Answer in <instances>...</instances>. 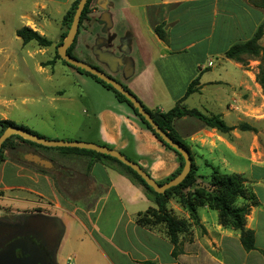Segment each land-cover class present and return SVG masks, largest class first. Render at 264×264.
I'll list each match as a JSON object with an SVG mask.
<instances>
[{
	"label": "crops",
	"instance_id": "0c3cea01",
	"mask_svg": "<svg viewBox=\"0 0 264 264\" xmlns=\"http://www.w3.org/2000/svg\"><path fill=\"white\" fill-rule=\"evenodd\" d=\"M73 1L0 0V12L6 11V27L11 20L15 23L9 30L15 36L18 29L27 27L47 37V31L54 28L58 39L66 31L63 18ZM85 21L97 27L116 26L122 47L117 53L103 51L109 41L97 34L89 45L88 65L112 66L105 74L125 78L123 87L148 110L165 113L181 101L186 109L220 116L233 128L228 140L189 116L172 123L193 160L201 157L199 153L207 154L211 160L222 161L227 173L241 174L252 182L248 189L257 204L250 206L245 228L254 232L255 250L245 251L239 232L220 225L217 212L204 206L198 209L199 225L192 226L189 239L179 237L181 253L172 257L173 246L164 233L135 222L137 215L155 209L140 187L114 164L60 148H34L56 165L52 171L34 166L29 154L26 165L2 161L0 192L9 196L0 197V204L23 207L21 212L40 207L46 210L40 214L60 221L64 232L56 264L68 260L73 264H264V158L251 159L264 153L255 152L257 138L252 141L245 130H239L255 122L253 117L264 118V93L250 65L244 67L224 57L230 47L254 36L264 24V9L251 0H92ZM159 25H163V39L155 33ZM86 29L87 25L83 31ZM259 44L264 48V35ZM72 72L83 75L70 69ZM195 79L196 92L184 98ZM121 103H116V109L106 107L94 114V141L77 139L73 129L60 130L54 139L131 152L156 183H166L179 167L177 156ZM231 159L247 160L244 170H233L226 162ZM244 204L249 203L239 202Z\"/></svg>",
	"mask_w": 264,
	"mask_h": 264
},
{
	"label": "rangeland",
	"instance_id": "374dc122",
	"mask_svg": "<svg viewBox=\"0 0 264 264\" xmlns=\"http://www.w3.org/2000/svg\"><path fill=\"white\" fill-rule=\"evenodd\" d=\"M14 25L15 23L11 20L10 26L6 27V11L0 12V121H10L16 126L24 127L47 140L61 141L60 139H54L58 138L55 135L62 129H73L77 139L87 138L94 141L93 138L97 137L95 133H91L97 125L94 114L106 107L116 109V103L119 101L113 92H105L101 88L103 87L102 85L88 76L70 73L72 68L64 65L57 58L56 49L58 44L62 42L61 36L63 34L57 39L53 35L56 30L54 28L49 29L47 37H44L54 41H51L52 44L48 48H41L33 41L23 45L21 40L9 31ZM86 25L87 31L85 33L83 29ZM91 25L94 26L93 23H88V21L82 24V32L80 29L71 50L73 57L82 62L85 61L84 63L87 62L86 64L90 63L86 59L91 57L90 46L93 44V37H96L97 34L99 38H105L109 41V44L102 48L103 51L117 53L122 48L118 44L120 40L116 26L106 28L105 24H100L99 27L94 26L95 28H93ZM98 39L97 41L101 40ZM97 41L95 40L94 42ZM247 64L253 68L256 75L259 61L249 60ZM94 65H97L104 73L109 74L108 70L100 63L96 64L95 62ZM110 76L124 86L126 79L122 78L121 75ZM113 99H115L116 103ZM123 105V109L124 107L125 109H130L127 104L124 103ZM253 118L255 122L252 121L246 125L248 129L245 130L247 132L245 135H247L246 137L249 136L252 141L257 138L259 146H255V152L262 151L264 153V118ZM76 128L78 131H76ZM10 144L12 146H20V150L13 155V158L17 159V161L11 159L12 156L7 154L8 150H5L2 153L3 160H0V164L6 160L20 165L22 161L26 160V152L35 148L34 145L24 143L14 137H10ZM122 153L127 159L139 166L138 157H135L131 152L124 151ZM199 156L201 157L197 156L192 160L194 165H197L198 175L200 176L197 178V186L210 193L212 191L210 187L211 180L207 177L212 174L213 167L220 168L221 172H226V170L222 167V161L211 160V157L203 153H199ZM263 158L264 156L252 155L251 159L252 162H256V160L259 161ZM246 161L231 159L226 162L233 170H244ZM23 164L26 165V163ZM139 167L143 171L145 170L141 166ZM144 172L146 173L147 171L145 170ZM147 174L150 176L148 172ZM245 180L246 183L242 184V197L244 198L248 197V191H250L248 187L252 183L246 178ZM245 187L247 188L244 189ZM195 190H183L182 195L192 194ZM6 196L8 197L9 193L0 192V197ZM30 199L36 200L33 197H30ZM180 199L181 195L171 192L166 204V211L173 219L187 226V230L182 236L183 239H189L188 223H192V221H190L189 214ZM36 201L38 202L39 200ZM0 208L3 209H0V218L6 216V219H11L13 215L24 210L23 207L9 206L8 202H6L5 208L0 204ZM34 209L35 206L31 207L30 210L25 209V211L33 212ZM41 210L46 211L44 209ZM157 217V213L156 215L150 213L146 219L151 229L164 233L165 226Z\"/></svg>",
	"mask_w": 264,
	"mask_h": 264
},
{
	"label": "trees",
	"instance_id": "16d2710c",
	"mask_svg": "<svg viewBox=\"0 0 264 264\" xmlns=\"http://www.w3.org/2000/svg\"><path fill=\"white\" fill-rule=\"evenodd\" d=\"M251 1L255 6L264 9V0H256V1L251 0ZM78 2L79 0L73 1L70 9L63 18V24L66 27V31L61 36V41L66 36L67 30L71 24L72 17ZM91 2L92 0H88L82 11L79 22V28L82 26L83 22L88 19ZM155 33L160 39H163L164 37L163 25L157 26L155 28ZM263 35H264V24H261L258 27L257 31L255 32L254 36L250 40L244 43L233 45L225 52L224 57L228 60L235 61L236 63H239L244 67L248 65L247 62L249 60L259 61V65L257 68L258 72L255 75V81L260 86L261 90L264 93V48H262L259 44ZM77 36L78 33L72 45L67 50V53L70 56H72L71 50L74 46V43L76 42ZM16 37L21 40L23 45L33 41L41 48H48L52 44L50 40L46 39L43 36H40L38 33L32 31L27 27H22L18 29L16 31ZM60 44L61 42L58 44V46ZM57 58L60 59L59 56ZM62 62L64 63V65L71 67L67 65L64 61ZM71 68L76 70L78 73L90 77L91 79L95 80L98 84L106 88L107 90L113 92L116 99L119 102L127 104L133 110L135 115L139 118L141 123L156 137V139L160 141L163 146L171 150L177 156L179 161V167L176 170V172L166 180V182L174 178L181 171L183 167V159L181 158V156L176 151L171 149L167 144L161 141L160 137L154 133L151 127L147 124V122L137 113V110L134 109L132 105L121 94L113 90L109 85L105 84L98 78L90 75L89 73L73 67ZM197 85H198L197 79L192 81L186 90L184 98L196 92ZM124 89L128 91L126 87H124ZM143 108L151 116V118L158 125V127L162 131H164L168 135V137L172 139L174 143H177L182 147H185L188 151L189 149L187 148V146L178 137V135L173 129L172 123L175 119L182 118L185 116L195 118L199 120L201 123H203L206 128L214 129L219 134L224 136L226 139L228 140L231 139V132L233 131V128L228 127L222 121L220 116L204 115L195 109H191V110L186 109L184 106L181 105V101L178 102L175 105V107H173L171 110L165 113H161L158 111H150L144 106ZM10 126H16V125L7 120L0 121V135L6 128ZM21 128L25 129L24 127ZM247 129L248 127L246 125L239 127V130L241 131ZM31 133L35 134L34 132ZM12 137L24 143H28L34 146H40L31 143L29 141H25L18 136H12ZM11 149H12V144H10V138H8L0 148V160H3L2 158L3 151L11 150ZM60 149L66 151L78 152V153H86L89 154L94 160H99L106 164L107 163L114 164L116 165L117 170L120 174H122L127 179H129L130 182H132L134 185L140 187L143 190L146 198L155 205L156 209H149L146 213L137 215L135 217V222L140 227L151 229L146 217L150 213L152 215H156L157 213L158 214L157 218L165 226L164 229L165 236L173 246V250L171 254L172 257L175 258L178 254L181 253L179 237L184 235V233L187 230V226H185L184 223H180L179 221L173 219L166 211V204L168 202L169 195L171 194V192H176L177 194L181 195V199H180L181 203L183 204L184 208L187 210L190 221H192V223L190 222L188 223L189 233H191V228L193 226L192 224L195 223L194 225H199L198 209L206 206L210 210L217 212L218 222L220 225L226 228H231L239 232V236H240L239 240L245 251L255 250L254 232L250 229H246L245 225H246V217L248 216L250 206H255L257 203L251 191H248V197L246 198L242 197V190H243L242 184L246 183V180L243 175L236 173L221 172L218 167H213L212 174L209 177H207L209 180H211L210 187L212 188V191L210 193H207L206 191H204L203 189L197 186V178H199L200 176L198 175V169L194 165L192 161L193 160L192 156L190 154L192 165H191V171L189 172L187 177L182 181V183H180L176 187H173L165 191V193L163 194H158L154 192L150 187H148L134 171H132L127 166L121 164L120 162L109 156H105L103 154L94 151L84 150V149H76V148H60ZM158 184L162 185L163 183H158ZM188 189H196V190L192 194L182 195V191ZM241 200L248 202L249 204L239 205V202ZM148 264H154V263H148Z\"/></svg>",
	"mask_w": 264,
	"mask_h": 264
},
{
	"label": "water",
	"instance_id": "95a60500",
	"mask_svg": "<svg viewBox=\"0 0 264 264\" xmlns=\"http://www.w3.org/2000/svg\"><path fill=\"white\" fill-rule=\"evenodd\" d=\"M87 2L88 0H79L66 36L56 49L57 55L67 65L89 73L121 94L132 105V107L137 110V113L147 122L154 133L160 137L161 141L167 144L171 149L176 151L181 156L183 159V167L181 171L174 178L160 185L156 183L150 176H148V174L145 173L137 164L127 159L118 151L92 143L47 140L19 126H10L2 132L0 135V148L8 138L12 136H18L25 141L49 148H76L94 151L105 156H109L121 164L127 166L132 171H134L154 192L163 194L165 191L182 183V181L191 171L192 161L189 151L185 147L174 143L172 139L158 127L151 116L144 110L140 101H138V99L132 93L124 89L120 83L115 81L112 77L106 75L98 68L90 66L67 53V50L72 45L78 33L80 17ZM99 7L103 9L105 8V6L100 5ZM102 21L108 22V19L103 18ZM96 54L99 58L100 53L97 52ZM118 60L121 63V60ZM29 158V161L34 166L47 171H52L53 167L57 168L53 162L48 161L36 154H29ZM29 218H39L54 223L56 230L55 235L49 244V248H44L41 243L32 237H25L15 240L8 244L3 251H0V264H56V252L64 232L60 221L57 218L44 216L42 214L30 215Z\"/></svg>",
	"mask_w": 264,
	"mask_h": 264
},
{
	"label": "flooded vegetation",
	"instance_id": "af4514ba",
	"mask_svg": "<svg viewBox=\"0 0 264 264\" xmlns=\"http://www.w3.org/2000/svg\"><path fill=\"white\" fill-rule=\"evenodd\" d=\"M107 70L110 72V66L105 65ZM98 68V67H96ZM101 70L100 68H98ZM19 145L12 146L11 150H8L7 154L12 156L20 149ZM28 154H36L35 150L27 151L25 156ZM39 156V155H38ZM49 161V160H48ZM26 160L22 161L20 165H25ZM39 209V210H38ZM3 210V209H1ZM40 207H36L33 212L20 211L13 215L11 219H6V216L0 218V251H3L8 244L12 241L19 240L25 237H32L42 244L44 248H49V244L52 241L56 227L54 223L39 218H29L30 215L40 214Z\"/></svg>",
	"mask_w": 264,
	"mask_h": 264
},
{
	"label": "built area",
	"instance_id": "2783aa9c",
	"mask_svg": "<svg viewBox=\"0 0 264 264\" xmlns=\"http://www.w3.org/2000/svg\"><path fill=\"white\" fill-rule=\"evenodd\" d=\"M66 264H73L71 260H68Z\"/></svg>",
	"mask_w": 264,
	"mask_h": 264
}]
</instances>
